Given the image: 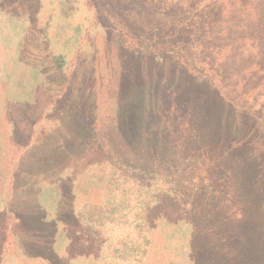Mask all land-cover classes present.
<instances>
[{
	"label": "trees",
	"instance_id": "obj_1",
	"mask_svg": "<svg viewBox=\"0 0 264 264\" xmlns=\"http://www.w3.org/2000/svg\"><path fill=\"white\" fill-rule=\"evenodd\" d=\"M180 5L201 12L200 25L191 31L200 42L193 43L197 54L187 55L179 40L158 47L182 67L178 74L186 99L167 112L171 93H177L171 90L159 102L157 119L145 115V129L140 119L125 138L101 143L93 173L79 169V215L71 216L75 207L67 193L71 203L62 215L70 221L67 227L61 217V227L32 223L29 234L28 203L23 195L19 201L13 174V197L0 213V264L17 245L56 264L34 243L68 228L78 248L58 252L73 264H252L255 238L237 227L242 223L247 232L257 221L253 190H247L244 178L253 173L256 184L263 181L245 150L251 141H264L259 128L264 123V0H180ZM123 37L131 44L156 42L152 36ZM10 115L18 118L14 111ZM41 134L36 137L32 129L18 147L20 156L28 147L32 155ZM109 152L113 156L107 157ZM209 169L220 176L212 178Z\"/></svg>",
	"mask_w": 264,
	"mask_h": 264
},
{
	"label": "rangeland",
	"instance_id": "obj_2",
	"mask_svg": "<svg viewBox=\"0 0 264 264\" xmlns=\"http://www.w3.org/2000/svg\"><path fill=\"white\" fill-rule=\"evenodd\" d=\"M201 17L180 0H0V213L13 197L14 174L18 199L23 195L28 203L29 234L37 222L61 227L62 217L63 225L70 223L62 216L70 198L71 216L79 215V169L93 173L101 143L125 138L140 119L145 129V115L158 118L159 102L171 90L177 93H171L167 112L186 99L178 74L182 67L158 44L179 40L187 55H196L193 43L200 42L191 31ZM123 33L152 36L156 42L127 43ZM259 128L264 131V123ZM32 129L42 139L30 157L31 147L22 148L20 156L18 147ZM246 151L263 181L256 184L253 173L244 178L247 190H253L257 221L247 232L242 223L237 229L255 238L252 264H264V141L249 142ZM209 171L212 178L220 176L217 169ZM3 228L4 222L0 241ZM74 238L72 228L55 230L46 242L36 240L34 249L46 251L56 264H73L58 251L76 252ZM30 250L14 246L4 264H48Z\"/></svg>",
	"mask_w": 264,
	"mask_h": 264
}]
</instances>
